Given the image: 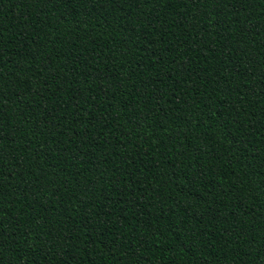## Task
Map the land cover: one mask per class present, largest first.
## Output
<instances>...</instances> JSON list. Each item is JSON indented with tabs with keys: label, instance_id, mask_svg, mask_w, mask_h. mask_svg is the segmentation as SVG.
<instances>
[{
	"label": "trees",
	"instance_id": "16d2710c",
	"mask_svg": "<svg viewBox=\"0 0 264 264\" xmlns=\"http://www.w3.org/2000/svg\"><path fill=\"white\" fill-rule=\"evenodd\" d=\"M0 264H264V0H0Z\"/></svg>",
	"mask_w": 264,
	"mask_h": 264
}]
</instances>
